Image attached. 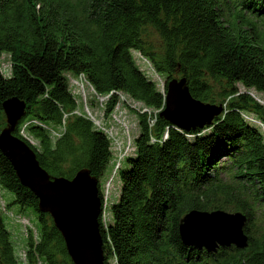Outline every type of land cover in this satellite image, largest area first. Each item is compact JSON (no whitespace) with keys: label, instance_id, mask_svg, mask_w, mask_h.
I'll return each mask as SVG.
<instances>
[{"label":"trees","instance_id":"obj_1","mask_svg":"<svg viewBox=\"0 0 264 264\" xmlns=\"http://www.w3.org/2000/svg\"><path fill=\"white\" fill-rule=\"evenodd\" d=\"M134 52L165 79L163 90ZM80 77L95 107L105 98L104 121L125 105L138 121L133 153L114 167L120 190L107 224L101 179L117 153L79 110L69 80ZM175 77L185 78L194 100L222 108L210 124L185 131L160 116ZM250 90L264 96V0H0V132L2 104L16 98L25 115L13 135L40 167L51 178L71 180L86 169L96 179L104 264H264V132L247 119L264 125V106ZM14 205L37 219L36 230L25 221L21 248L4 220ZM193 210L240 212L248 247L209 254L185 246L179 223ZM0 264H73L1 152Z\"/></svg>","mask_w":264,"mask_h":264},{"label":"water","instance_id":"obj_2","mask_svg":"<svg viewBox=\"0 0 264 264\" xmlns=\"http://www.w3.org/2000/svg\"><path fill=\"white\" fill-rule=\"evenodd\" d=\"M179 105V108H178ZM6 127L0 132V152L10 162L20 183L38 199V210L52 219L61 234L67 254L73 264H104L102 239L98 217L100 199L97 181L89 171L81 169L71 179L51 178L42 169L34 151L13 135L24 117L25 105L16 98L2 104ZM220 106L194 100L188 91L185 78H174L167 84L165 107L160 116L173 126L189 131L203 128L221 112ZM192 111L196 120L185 121L184 112ZM246 217L240 212L197 211L185 214L179 223V236L191 249L215 254L219 249L248 247L245 233Z\"/></svg>","mask_w":264,"mask_h":264},{"label":"rangeland","instance_id":"obj_3","mask_svg":"<svg viewBox=\"0 0 264 264\" xmlns=\"http://www.w3.org/2000/svg\"><path fill=\"white\" fill-rule=\"evenodd\" d=\"M133 55L140 69L144 71L151 80L155 81L158 84V88L160 90H163L165 79L157 75L148 61L145 60L139 53L134 52ZM1 68L5 75L8 76L10 74V62L8 56L6 55H3V57L1 58ZM69 84L71 91L78 102V106L79 108H81L79 109L80 112L86 114V112L89 110L95 117L96 121L102 123V126H105L108 129V132L110 133L109 135L112 137L114 142V151L117 153L115 154V156H113L101 179L104 198L103 223L107 224L110 222L111 218L110 205L117 201L115 199H117L120 190L119 175L118 172L114 174V167H117V163H119V166L123 165L124 157L133 153V140L139 133L137 116L125 105L123 107H120V109H118V111L115 113V120L113 118H108L104 121L102 119V112L100 108L98 109L97 107H95V102H92L94 96L88 84L83 80L73 79L71 81L69 80ZM239 89L241 92L246 91L242 86H239ZM248 92L255 98V100H257L261 105L264 106L263 95L256 93L253 90H250ZM215 106L219 105L215 104ZM135 107L137 109L140 108L139 105H135ZM247 119L251 124L261 128V126L259 125L260 122H258V120H255L253 116H248ZM128 144L130 145L129 147ZM121 149L122 154H120ZM124 150H126L125 153L123 152ZM2 198L4 202L7 203L9 201H12L13 196L11 193L2 190ZM19 210L20 208L14 205L12 206V209L10 211L8 210V214L4 216L7 229L11 232L12 240L17 245V248H21L26 243V234L28 229L27 227H25L26 220L29 222L30 226L33 229H37V219L35 212H33L30 208H24L23 214H21ZM16 215H20L22 218L17 217Z\"/></svg>","mask_w":264,"mask_h":264},{"label":"bare ground","instance_id":"obj_4","mask_svg":"<svg viewBox=\"0 0 264 264\" xmlns=\"http://www.w3.org/2000/svg\"><path fill=\"white\" fill-rule=\"evenodd\" d=\"M79 80H83L85 83H86V81H85V79L83 78V77H80L79 78ZM122 100L124 101V98L122 97ZM104 101H105V98H100V97H97V102L100 104V106H102V104H104ZM99 106V108L101 109V107ZM133 107H135V105H132ZM178 108H179V105H178ZM118 109H120V107H118L116 110H115V112H114V114L111 116L114 120H115V117H116V115H115V113L118 111ZM86 114H87V116L94 122V124H102V123H99L98 121H96V119H95V117L93 116V114L88 110L87 112H86ZM190 116V117H187V118H182L183 120H185V121H191V120H196V118L198 117V116H200V115H198V116H196V117H192V115H193V113H192V111H190V110H188V111H186V112H184V116ZM193 116H195V114L193 115ZM259 125L261 126V129H263L264 130V125L263 124H261V123H259ZM262 130V131H263ZM264 132V131H263ZM21 134H23V130L21 131ZM130 145L128 144V147H129ZM128 147H127V149H128ZM124 153L126 152V150H124L123 151ZM120 154H122V149L120 150ZM118 166H119V163H117V167L116 168H118Z\"/></svg>","mask_w":264,"mask_h":264},{"label":"built area","instance_id":"obj_5","mask_svg":"<svg viewBox=\"0 0 264 264\" xmlns=\"http://www.w3.org/2000/svg\"><path fill=\"white\" fill-rule=\"evenodd\" d=\"M97 127H99L100 129L104 130L105 132H107L108 134H110L108 132V129L105 126H102V124H95Z\"/></svg>","mask_w":264,"mask_h":264}]
</instances>
